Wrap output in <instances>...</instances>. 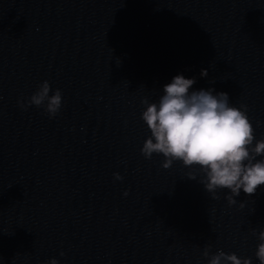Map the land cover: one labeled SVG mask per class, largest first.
<instances>
[{
    "label": "clouds",
    "instance_id": "obj_1",
    "mask_svg": "<svg viewBox=\"0 0 264 264\" xmlns=\"http://www.w3.org/2000/svg\"><path fill=\"white\" fill-rule=\"evenodd\" d=\"M207 74V70H201L202 77ZM195 83V77L177 75L164 85L158 103L142 101L147 107L141 118L151 135L145 140L141 153L146 159H151L154 153L163 154L165 169L170 168L174 160L182 161L186 167L200 166L205 174L201 183L212 193L213 199H219L218 190L227 189L230 194L225 199L229 205H235L234 197L239 196L241 190L255 194L257 187L264 184V159H256L264 156V140L252 146L254 128L246 105L231 106L227 93H216L211 88L190 91ZM50 91L49 82H42L28 99L27 106H44L49 116H55L62 104V93L56 89L49 96ZM21 107L26 105L21 102ZM114 177L123 179L119 173ZM188 177L196 178L191 173ZM240 206H244L243 202ZM253 234L258 235L260 241L255 255L260 264H264V229L258 234L253 229ZM210 249V244L205 247V257H209ZM49 264L58 262L53 258ZM208 264H251V259L218 250L211 255Z\"/></svg>",
    "mask_w": 264,
    "mask_h": 264
}]
</instances>
